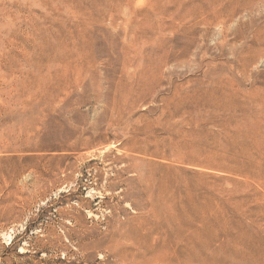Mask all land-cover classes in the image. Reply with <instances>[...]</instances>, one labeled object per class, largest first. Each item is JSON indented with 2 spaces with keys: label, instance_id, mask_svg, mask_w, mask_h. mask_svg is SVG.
Returning a JSON list of instances; mask_svg holds the SVG:
<instances>
[{
  "label": "rangeland",
  "instance_id": "rangeland-1",
  "mask_svg": "<svg viewBox=\"0 0 264 264\" xmlns=\"http://www.w3.org/2000/svg\"><path fill=\"white\" fill-rule=\"evenodd\" d=\"M132 1L0 0V264H264L223 253L264 237V0Z\"/></svg>",
  "mask_w": 264,
  "mask_h": 264
},
{
  "label": "bare ground",
  "instance_id": "bare-ground-1",
  "mask_svg": "<svg viewBox=\"0 0 264 264\" xmlns=\"http://www.w3.org/2000/svg\"><path fill=\"white\" fill-rule=\"evenodd\" d=\"M127 1L128 2H131L132 0H118V4H120V3H124L125 2V4L127 3ZM200 1V0H199ZM202 1V0H201ZM222 1H224V0H206V5H203L202 4V2H200L201 3V5H200V3L198 4V5H200V6H197V11H196V13H199L200 15H201V13H205V12H207L208 10H211L212 9V6H215V7H217V6H220V4L222 3ZM232 1H235V2H232ZM231 1V3H230V5L229 6H227V8L224 10V9H222L223 11H225V13L223 14V12H221V13H216V14H214V20H218L219 22H223V21H225V20H228V19H231V17L232 16H234V14L235 13H237V10L239 11V9L242 7V8H246V7H248L250 4H252L253 3V1L254 0H243V1H240V0H232ZM133 2V1H132ZM193 2V1H192ZM194 2H196V0L194 1ZM191 3V2H190ZM198 3V0H197V2H196V4ZM70 4V3H69ZM131 4H133V3H131ZM194 4V3H193ZM123 5V4H122ZM191 5V4H190ZM259 5V4H258ZM124 6H126V5H124ZM133 6V5H132ZM187 7V6H186ZM185 7V8H186ZM189 7V6H188ZM192 7H194V6H192ZM190 9H191V6L189 7ZM188 8V9H189ZM224 8V7H223ZM156 9H158V7L157 8H155V10ZM189 9V10H190ZM159 11H160V14H165L166 15V13H168L169 11H167V9H158ZM157 10V11H158ZM196 10V9H195ZM158 11V12H159ZM192 11H194V10H192ZM220 11V10H219ZM183 12V11H182ZM179 14V13H178ZM180 14H182L181 12H180ZM206 14V13H205ZM207 14H208V12H207ZM206 14V15H207ZM210 14V13H209ZM198 15V14H197ZM199 15V16H200ZM193 16V15H192ZM212 16V15H211ZM166 17V16H165ZM198 17V16H197ZM201 17H202V15H201ZM200 17V18H201ZM204 17V16H203ZM203 17L201 18L202 20H204L203 19ZM207 17V16H206ZM160 18V17H159ZM174 18H177V17H175L174 16ZM208 18V17H207ZM207 18H205V21H208L209 19H207ZM212 18V17H211ZM239 18V17H238ZM258 18V17H257ZM177 19H179V18H177ZM184 19L185 18H181V19H179V20H182V21H184ZM207 19V20H206ZM191 21V20H190ZM189 21V22H190ZM204 21V22H205ZM212 21V24H213V20H211ZM231 21V20H230ZM137 22V21H136ZM203 22V21H202ZM228 22V21H227ZM168 23V22H167ZM210 23V22H209ZM215 23V22H214ZM230 23V22H229ZM228 23V24H229ZM231 23H232V21H231ZM139 24V23H138ZM203 24V23H202ZM205 24V23H204ZM203 24V25H204ZM207 24V23H206ZM227 24V23H226ZM227 24V25H228ZM234 24V23H233ZM242 24V23H241ZM240 24V25H241ZM209 25V24H208ZM232 25V24H231ZM231 25H230V27H231ZM192 27V26H191ZM238 30L240 29V27L241 26H239L238 25ZM72 28V27H71ZM185 28H187V26L185 27ZM195 28V27H194ZM156 29V28H155ZM188 29H189V27L187 28V31H188ZM192 29H193V27H192ZM226 29H228V27L226 28ZM232 29V28H231ZM246 29V28H245ZM150 30H153L152 28L150 29ZM158 31H155V34H160V35H162L163 34V32L164 31H170V33L172 32V33H175L176 31H177V28H176V26L172 23V22H170V23H168V24H165V25H162L159 29H157ZM194 30V29H193ZM237 30V29H236ZM243 30V29H242ZM247 30V29H246ZM182 32H185V30L183 31V30H181ZM180 31V32H181ZM186 31V32H187ZM208 31V30H207ZM226 32H228V30H225ZM241 31V29L239 30V32ZM165 32V33H166ZM189 32H190V30H189ZM262 32H264V31H262ZM188 33V32H187ZM194 33V32H193ZM200 34H201V32H199ZM203 33V32H202ZM232 33H236V32H232ZM242 33V35H243V32H241ZM240 33V34H241ZM259 33H260V31H259ZM204 34V33H203ZM207 34H208V32H207ZM239 34V35H240ZM264 34V33H263ZM262 34V35H263ZM196 35H197V33H196ZM237 35H238V33H237ZM239 35H238V38H240L239 37ZM257 35H258V33H257ZM128 36V35H127ZM190 36V35H189ZM195 36V35H194ZM199 35H197V37H198ZM201 36V35H200ZM211 36H212V34H211ZM219 36H221V35H219ZM241 36V35H240ZM257 37H260L259 35L258 36H256V39H257ZM264 37V36H263ZM141 38V37H140ZM212 38V37H211ZM237 38V37H236ZM240 40H242L243 41V39H241L240 38ZM254 40V39H253ZM231 41V40H230ZM233 42H234V40H232ZM261 41V39L259 38V42ZM264 42V41H263ZM75 43V42H74ZM73 43V44H74ZM87 44H88V42H86ZM152 43V42H151ZM154 43V42H153ZM163 43L165 44V45H168V42L166 41V40H164L163 41ZM251 43H253V42H251ZM256 43V42H255ZM263 44V43H262ZM249 45V44H248ZM247 45V46H248ZM251 45V44H250ZM250 45H249V47H250ZM253 45V44H252ZM256 44H254L253 46H255ZM77 46V45H76ZM89 46V45H88ZM154 46V45H153ZM261 46V45H260ZM260 46H259V48H260ZM264 46V45H263ZM75 47V46H74ZM256 47V46H255ZM88 48V47H87ZM150 48V47H149ZM251 48H252V46H251ZM257 48V47H256ZM160 49V48H159ZM177 49V48H176ZM178 49H179V47H178ZM248 49H250V48H248ZM250 50H252V49H250ZM260 50H262V46H261V48H260ZM260 50L258 51V48H257V50H255V49H253L252 51H251V54L250 55H252V57L251 58H256L259 54H260ZM264 50V49H263ZM183 51V50H182ZM186 51V50H185ZM230 51V50H229ZM195 52V51H194ZM245 52V51H244ZM248 52H249V50H248ZM263 52V51H262ZM169 53V52H168ZM233 53V52H232ZM176 54H177V52H176ZM181 54V53H180ZM243 54H246L247 55V52L246 53H243ZM264 54V53H263ZM77 55V54H76ZM179 55V54H178ZM182 56V58H185V57H183L184 56V53H183V55H181ZM181 56H178V57H181ZM239 56V55H238ZM260 56H262V55H260ZM92 57V56H91ZM244 57V56H243ZM259 57V56H258ZM88 58H89V56H88ZM182 58H180V59H182ZM244 58H246V57H244ZM260 58V57H259ZM90 59V58H89ZM88 59V60H89ZM243 59V58H242ZM241 58H240V60H242ZM247 59V58H246ZM258 59V58H257ZM256 60V59H255ZM254 60V61H255ZM156 61V60H155ZM239 61V60H238ZM243 61V60H242ZM89 62H90V60H89ZM256 62V61H255ZM175 63H176V61H175ZM245 63H246V61H245ZM248 63V62H247ZM244 64V63H243ZM251 64V63H250ZM249 64V65H250ZM245 66V65H244ZM243 65H241L240 67H244ZM247 66L248 65H246V69H247ZM235 67V66H234ZM251 67H252V65H251ZM211 68H213V67H211ZM237 68H239V66L237 65ZM236 69V68H235ZM242 68H240V70H241ZM70 70V69H69ZM237 70V69H236ZM239 70V69H238ZM248 71V70H247ZM241 72V71H240ZM244 72V71H243ZM242 72V73H243ZM60 73V72H59ZM245 73V72H244ZM262 76V75H261ZM247 77V76H246ZM220 78H222V76L220 77ZM262 78V77H261ZM260 78V79H261ZM264 78V77H263ZM262 78V79H263ZM230 79V78H229ZM234 79V78H233ZM232 79V80H233ZM221 81H222V79H221ZM264 81V80H263ZM262 82V81H261ZM235 83V82H234ZM242 84V83H241ZM260 85H262L261 83H259ZM217 85V84H216ZM236 85V84H235ZM252 89V88H251ZM264 89V88H263ZM218 90V89H217ZM225 90V89H224ZM226 91V90H225ZM238 91H239V88H238ZM222 92V91H221ZM206 93V92H205ZM225 93V92H224ZM223 93V94H224ZM253 93V92H252ZM222 94V93H221ZM229 94V93H228ZM249 94V93H248ZM256 94V93H255ZM214 95V94H213ZM240 95V94H239ZM252 95V94H251ZM250 95V96H251ZM238 96V95H237ZM212 97V96H211ZM221 97V96H220ZM225 97H226V94H225ZM231 97V96H230ZM239 97V96H238ZM258 97V96H257ZM229 98V97H228ZM234 98V97H233ZM256 98V97H255ZM222 99V98H221ZM260 99H261V97H260ZM227 100V99H226ZM236 100V99H235ZM242 101V100H241ZM220 102V101H219ZM224 103V102H223ZM229 103H231V102H229ZM235 104V103H234ZM253 104H254V102H253ZM235 106V105H234ZM237 106V105H236ZM235 106V107H236ZM246 106V105H245ZM228 109V108H227ZM241 109V108H240ZM243 109V108H242ZM233 110H234V108H233ZM232 111V110H231ZM242 111V110H241ZM240 112V111H239ZM244 113V112H243ZM238 116V115H237ZM236 116V117H237ZM242 118H243V116H242ZM246 121V120H245ZM253 129V128H252ZM256 130H258V129H256ZM243 132V131H242ZM261 132V131H260ZM259 132V133H260ZM237 133V132H236ZM241 133V132H240ZM255 133H257V131H255ZM238 135V134H237ZM240 135H242V134H240ZM245 135V134H244ZM252 136V135H251ZM238 137H240V136H238ZM237 137V138H238ZM242 137V136H241ZM246 137V136H245ZM248 137V136H247ZM250 137V136H249ZM234 138V137H233ZM236 138V137H235ZM242 139V138H241ZM241 148H242V146H241ZM242 149H245V147H243ZM250 149V148H249ZM245 151V150H244ZM253 151V150H252ZM251 153V152H250ZM249 153V154H250ZM255 153V152H254ZM253 153V154H254ZM244 154H245V152H244ZM252 154V153H251ZM246 156V155H245ZM250 157H251V155H250ZM264 157V156H263ZM246 159V158H245ZM253 159H255V158H253ZM256 160V159H255ZM250 161V160H249ZM253 161V160H252ZM247 162V161H246ZM258 162V161H257ZM249 163V162H248ZM256 163V162H255ZM245 166V165H244ZM255 167V166H254ZM250 168V167H249ZM264 168V167H263ZM254 169H257V168H254ZM259 170V169H258ZM170 203V202H169ZM168 204V203H167ZM170 204H172V202L170 203ZM191 204V203H190ZM190 204H189V206H190ZM182 205H183V203H182ZM181 205V203H180V205H179V207H183ZM172 205H170V207H171ZM178 206V205H177ZM185 206V205H184ZM189 206H188V208H189ZM173 207H174V205H173ZM192 207V206H191ZM164 208V207H163ZM165 208H166V206H165ZM164 208V209H165ZM182 208H180V209H178L177 210V214H179V215H181L183 212H184V210H187V207L185 208V209H183V210H181ZM196 209V208H195ZM166 211H167V208H166ZM174 211V210H173ZM188 211V210H187ZM187 211H185V212H187ZM194 211V210H193ZM197 211H199V210H197ZM169 212V211H168ZM200 213H201V211H200ZM173 214V213H172ZM184 214V213H183ZM182 214V215H183ZM186 214V213H185ZM197 214V213H196ZM168 215V214H167ZM170 216V215H169ZM175 215H173V217H174ZM184 216V215H183ZM185 217H186V215H185ZM178 218H181V217H179L178 216ZM189 218V217H188ZM192 219L194 218V217H191ZM204 218V217H203ZM203 218H201V216L199 217V220L200 219H203ZM167 219H172L171 217L169 218V217H167ZM176 219V218H175ZM186 219V218H185ZM205 219V218H204ZM178 220H180L181 221V219H178ZM173 220H171V222H172ZM196 221V220H195ZM203 221V220H202ZM205 221H206V219H205ZM204 221V222H205ZM157 222V221H156ZM155 222V223H156ZM167 222V221H166ZM176 222V221H175ZM201 222V221H200ZM207 222V221H206ZM154 223V225H155V227H157L156 225L158 224V223H156L155 224ZM161 223V222H160ZM163 223V222H162ZM197 223V222H196ZM165 224V223H164ZM167 224V223H166ZM171 224V223H170ZM172 224H173V222H172ZM176 224V223H175ZM174 224V225H175ZM206 224V223H205ZM181 225V224H180ZM234 225V224H233ZM153 226V225H152ZM171 226V225H170ZM176 226V225H175ZM242 226V225H241ZM165 228V227H164ZM175 228V227H174ZM176 228H178V226L176 227ZM181 228V227H180ZM242 228V227H241ZM231 229V228H230ZM157 230H159V228L157 227ZM228 230V229H227ZM156 231V230H155ZM163 231V230H162ZM181 231V230H180ZM154 233V232H153ZM156 233H158V232H156ZM156 233H155V235H156ZM180 233V232H179ZM226 233V232H225ZM238 233V232H237ZM242 233V232H241ZM184 235V234H183ZM142 236V235H141ZM151 236V235H150ZM149 236V237H150ZM175 236V235H174ZM257 236V235H256ZM144 237V236H143ZM153 237V236H152ZM151 237V238H152ZM241 237V238H240ZM239 237V240L240 241H242V239L243 240H247V239H249V237H247V236H244V235H242V236H240ZM137 238H138V236H137ZM140 238V237H139ZM141 239H142V237H141ZM162 240H163V238H161ZM176 239V238H175ZM137 239H131V241L134 243V247L132 248V249H121V251H120V253H119V256H120V259H121V261H122V263H125V264H129V263H131V262H133V263H135V264H184V247H178L179 245L177 244V242L175 241V240H166V241H162L161 243H159V244H157V245H155V244H153L152 242L153 241H136ZM177 240V239H176ZM183 240V239H182ZM251 240V242H252V245L249 247V248H246V249H242V250H240V251H231V250H228L227 249V251H223V253L225 254V255H229V254H234V255H241V256H244V257H248V258H251V259H256V260H258V262L259 263H263L264 262V237H256L255 239L254 238H251L250 239ZM156 241V240H155ZM183 243V242H182ZM181 246V245H180ZM183 246H184V243H183ZM187 254H188V252L187 251H185ZM189 255V254H188ZM186 258V257H185ZM189 258V257H188ZM219 263H221V264H223L224 263V260H220L219 261ZM186 264V263H185Z\"/></svg>",
  "mask_w": 264,
  "mask_h": 264
}]
</instances>
